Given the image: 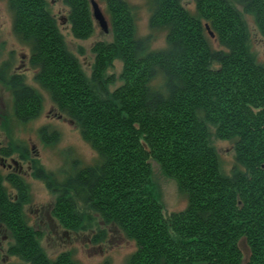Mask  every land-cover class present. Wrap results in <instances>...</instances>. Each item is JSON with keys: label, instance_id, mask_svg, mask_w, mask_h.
<instances>
[{"label": "trees", "instance_id": "trees-1", "mask_svg": "<svg viewBox=\"0 0 264 264\" xmlns=\"http://www.w3.org/2000/svg\"><path fill=\"white\" fill-rule=\"evenodd\" d=\"M184 1L151 0V27L167 30L166 46L156 50L148 38L136 37L129 1L107 0L112 40L93 47L89 79L47 0H9L15 36L31 48L35 81L100 157L94 166L73 162L62 182L41 165L36 177L55 194L54 217L63 229L93 231L98 219V228L112 226L134 242L127 264H264V64L253 54L243 14L229 0H194V14ZM237 1L264 39V0ZM64 2L72 34L94 36L90 1ZM115 60L124 65L122 84L110 93L102 84ZM7 87L14 91L16 119L41 114L43 96L22 75ZM40 133L58 138L48 127ZM212 133L234 142L231 174L220 168ZM153 161L188 196L187 208L169 220L151 190ZM13 186L18 201L0 176V219L14 237L7 253L19 264H79L71 252L47 255L24 218L27 184L14 177ZM106 238L99 229L92 242Z\"/></svg>", "mask_w": 264, "mask_h": 264}, {"label": "rangeland", "instance_id": "rangeland-1", "mask_svg": "<svg viewBox=\"0 0 264 264\" xmlns=\"http://www.w3.org/2000/svg\"><path fill=\"white\" fill-rule=\"evenodd\" d=\"M50 4L51 14H53L58 24L61 34L64 36L65 45L69 52L75 56L85 74L91 78L95 57L92 49L99 41L110 42L109 11L107 0H93L99 3L109 24V32L105 33L96 23L95 35L88 40L76 38L71 32V24L68 21L69 8L64 0H47ZM90 4L92 0H89ZM132 6L134 21L136 22V37L138 39L148 38L152 49H163L166 44L167 30L151 27V17L153 14V3L151 0H128ZM243 14L247 27H249L251 37V48L259 63L264 64V39L257 33L253 16L244 13L243 5L237 0H229ZM92 6V5H91ZM183 6L194 14L196 11L194 0H185ZM14 15L8 5V0H0V68L6 63L15 64L18 74L22 75L27 83L43 96V106L41 114L26 122L15 119L13 113V92L6 88L5 84H0V144L5 145L6 140L10 141L17 137L19 144L29 151L30 160L35 159L47 172H52L55 178L62 182L73 169V162L80 166H94L100 161L96 152L83 138L82 131L76 124L67 119L57 111L49 93L35 81V70L30 66L28 58L22 56L29 55L31 48L22 43L13 34ZM213 50H218L217 41L212 43ZM14 50V52H13ZM123 63L115 60L105 74V82L102 86H107L111 93L122 84L121 74ZM11 125H16L12 127ZM48 127L49 132L55 131L58 134L56 141L43 138L40 130ZM212 130V129H211ZM214 132V129H213ZM212 144L216 147L220 158V168L223 173L231 174L236 164L234 142L225 139H218L212 133ZM17 160V157L15 158ZM39 159V160H38ZM29 160V161H30ZM28 161V162H29ZM28 162H25V169H28ZM151 190L156 199L163 206V215L169 220L174 212H181L188 206V196L180 190L175 179L168 178L161 171L154 161L152 162ZM29 201L24 204L23 210L25 220L38 233L37 239L41 242L42 249L47 255L54 259L65 252H71L75 261L79 264H127L128 258L136 251L135 243L128 240L124 235L112 226L97 227L98 219L93 221L91 228L93 231L72 233L63 229L54 217L55 194L46 186L43 179H38L29 174L26 179ZM17 192H12V196ZM85 214H89V211ZM99 229L106 231V241L101 244H94L92 238ZM1 236H6L4 232ZM14 244L12 238L3 241L0 238V264L22 263V261L10 256L7 251L10 245ZM242 251L245 259L249 258V249L246 243H242Z\"/></svg>", "mask_w": 264, "mask_h": 264}, {"label": "flooded vegetation", "instance_id": "flooded-vegetation-1", "mask_svg": "<svg viewBox=\"0 0 264 264\" xmlns=\"http://www.w3.org/2000/svg\"><path fill=\"white\" fill-rule=\"evenodd\" d=\"M8 5H9V0H8ZM10 10H11V7H10ZM13 26H14V19H13ZM13 34H15V26L13 27ZM22 58H28L29 61L31 59L30 54L29 55L24 54ZM18 75H19L18 69H16L15 64L6 63L3 65V67L0 68V84L2 85L5 84L6 88L8 89L7 84L10 82L12 86L13 83H15L16 77ZM13 111H14V107H13ZM11 126L15 127L16 125L14 126L11 125ZM9 138L11 140L8 141L7 139L5 145L0 144V176L1 178H3V187L4 189H6V193L9 195L10 198H12L15 201H18L20 194H18V189L14 188L13 186V178L20 177L23 179V181H26L29 174L31 173L33 174L34 177H36V173H37L36 165L39 166L40 164L38 165L35 159H33L32 161L30 160L31 157L28 154L29 151H26L27 149L23 148L22 145L19 144L17 137L15 139H12L11 137ZM16 157H17V160L15 159ZM25 162H28V166H29L27 171L25 169L26 167ZM12 192H17V195L12 196ZM3 229L5 230L4 232H8L9 234H7L6 236L4 235L1 236V234L3 233L2 232ZM0 238H2L3 241H6L8 238L9 239L12 238L14 241L12 232L9 231V228L7 227L5 222L1 221V219H0Z\"/></svg>", "mask_w": 264, "mask_h": 264}, {"label": "water", "instance_id": "water-1", "mask_svg": "<svg viewBox=\"0 0 264 264\" xmlns=\"http://www.w3.org/2000/svg\"><path fill=\"white\" fill-rule=\"evenodd\" d=\"M93 18L95 21L99 22L100 27L104 30L105 33L109 32V24L106 20L104 12L101 10L99 3L96 1H91ZM208 28V25H207ZM210 30V28H208Z\"/></svg>", "mask_w": 264, "mask_h": 264}]
</instances>
